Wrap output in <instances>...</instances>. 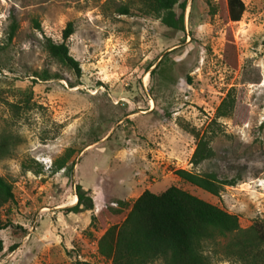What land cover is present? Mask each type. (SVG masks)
Returning a JSON list of instances; mask_svg holds the SVG:
<instances>
[{"label":"rangeland","instance_id":"1","mask_svg":"<svg viewBox=\"0 0 264 264\" xmlns=\"http://www.w3.org/2000/svg\"><path fill=\"white\" fill-rule=\"evenodd\" d=\"M185 1L184 28L173 29L145 0H0V175L14 194L0 207V264H111L98 238L146 188L180 186L236 213L242 228L264 221V0H243L238 20L227 0ZM68 21L80 75L44 47ZM45 68L57 76L34 74ZM228 92L231 112L210 124ZM189 129L207 130L212 157L190 161ZM177 168L241 179L212 194ZM76 182L93 199L79 213L65 209Z\"/></svg>","mask_w":264,"mask_h":264},{"label":"trees","instance_id":"2","mask_svg":"<svg viewBox=\"0 0 264 264\" xmlns=\"http://www.w3.org/2000/svg\"><path fill=\"white\" fill-rule=\"evenodd\" d=\"M177 1L145 0V10L160 17L168 27L183 29L186 1L180 2L181 11L176 14L173 6ZM244 8L243 0H227L228 17L231 20L240 19ZM120 11L127 12L128 8L121 5ZM16 28L17 23L12 20L7 32L8 39L14 35ZM73 31V23L68 21L62 30V40L55 41L47 36L44 47L52 57L80 75L79 60L69 52L66 42ZM157 64L158 62L149 70L150 73ZM34 74L41 79L57 76L56 72H50L46 68ZM233 106L234 96L228 92L217 105L210 124L216 122V117L229 114ZM189 130L197 137L190 161L198 164L212 157L214 150L209 144L211 137L207 135V130L200 135L199 131ZM66 159L67 156H63L55 162L54 170L62 168ZM176 173L212 194H218L225 184L232 185L241 179L240 174L219 177L213 170L194 172L177 168ZM75 194L77 199L65 207L67 211L79 213L93 208L92 196L80 182L75 183ZM13 195L11 182L0 175V207L12 200ZM119 202L124 204L122 200ZM7 224L8 222L0 220V228ZM12 231L23 235L26 230L22 228L21 232L16 229ZM97 244L99 252L111 258V264H152L157 260L160 264H213L220 259L240 264H264V221L255 220L248 227L242 228L236 213L171 184L160 192L144 189L127 204L122 220L105 228ZM17 245L18 242L10 244V250ZM206 246L210 247L207 253ZM2 248L3 241L0 238V250Z\"/></svg>","mask_w":264,"mask_h":264},{"label":"bare ground","instance_id":"3","mask_svg":"<svg viewBox=\"0 0 264 264\" xmlns=\"http://www.w3.org/2000/svg\"><path fill=\"white\" fill-rule=\"evenodd\" d=\"M75 199H77L76 197H75ZM76 201V200H75Z\"/></svg>","mask_w":264,"mask_h":264},{"label":"crops","instance_id":"4","mask_svg":"<svg viewBox=\"0 0 264 264\" xmlns=\"http://www.w3.org/2000/svg\"><path fill=\"white\" fill-rule=\"evenodd\" d=\"M74 213H76V212H74Z\"/></svg>","mask_w":264,"mask_h":264}]
</instances>
